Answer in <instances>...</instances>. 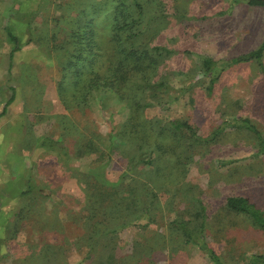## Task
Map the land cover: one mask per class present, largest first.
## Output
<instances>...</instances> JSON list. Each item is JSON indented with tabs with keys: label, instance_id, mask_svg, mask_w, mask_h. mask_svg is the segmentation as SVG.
<instances>
[{
	"label": "rangeland",
	"instance_id": "obj_1",
	"mask_svg": "<svg viewBox=\"0 0 264 264\" xmlns=\"http://www.w3.org/2000/svg\"><path fill=\"white\" fill-rule=\"evenodd\" d=\"M105 2L111 1L0 0V264H94L87 249L94 236L88 237L85 226L105 224L83 218L90 181L115 183L124 161L118 154L97 152L78 158L77 144L82 135L96 133L106 140L127 112L110 95L95 97L83 110L65 109L51 37L56 33V42L66 37V25L83 16L80 10L97 4L101 11L94 21L108 23ZM165 2L166 12L175 8L188 18H167L154 41L175 51L159 70L172 94H164L162 105L147 109L146 116L186 119L202 136L224 120L245 117L264 135V56L261 69L254 62L224 69L210 94L209 78L199 71L202 57L226 60L257 48L264 40V9L239 5L229 10L228 0ZM146 7L152 9L150 3ZM9 35L18 39L16 50ZM68 87L67 82L63 90ZM254 153L251 138L228 128L185 165L181 178L157 179L152 185L161 208L155 223L118 230L117 264H211L196 246L172 240L169 224L178 213L194 210L193 196L208 212L217 211L230 194L246 195L264 209V155ZM180 182L191 188L188 195ZM206 238L224 264H247L245 256L264 255V233L244 222L221 238Z\"/></svg>",
	"mask_w": 264,
	"mask_h": 264
},
{
	"label": "trees",
	"instance_id": "obj_2",
	"mask_svg": "<svg viewBox=\"0 0 264 264\" xmlns=\"http://www.w3.org/2000/svg\"><path fill=\"white\" fill-rule=\"evenodd\" d=\"M110 1L105 2L106 11L102 10L108 23L97 26L94 21L101 11L97 4L91 11L80 10L83 14L80 17L84 20L78 17L70 25L64 23L67 26L66 37L58 42L56 33L51 37L54 57L62 75L57 90L65 109L83 110L95 97L110 95L127 112L125 119L106 140L96 133L82 135V140L77 144L78 158L97 152L107 157L118 154L124 161L120 177L115 183L97 182L96 179L90 181L91 191L86 199L83 218L105 224L103 227L96 224L85 226L88 237L94 236L87 246L88 255L93 257L94 264L118 263L114 240L118 230L135 224L145 227L155 223L156 212L161 208L154 191L155 181L162 178L164 182L169 178L167 183H170L181 178L185 165L192 162L194 156L203 155L211 145L217 143L228 128L244 132L254 142V155H264V135L249 118L234 116L230 121L224 120L204 136L186 119L148 118L147 109L161 106L163 95L167 94L169 97L172 94L166 75H161L159 70L175 51L155 44L154 41L166 28L164 22L167 18L185 20L188 15L186 12L184 15L177 14L179 12L175 8L171 13L166 12V0ZM228 1L229 10L239 5L264 9V0ZM148 3L152 9L146 7ZM98 27L100 30L103 27L106 31H101L100 35ZM9 36L14 41L13 49L16 50L20 47L16 41L18 39L14 35ZM263 56L264 40L254 50L226 60L202 57L199 71L209 78L207 93L212 92L218 80L217 74L227 67L254 62L261 69ZM67 82L68 92L63 90ZM13 98L11 95L6 105ZM85 130L88 129L85 127ZM104 164L102 162L100 165L101 170L104 169ZM127 181L130 182L126 183ZM179 185L180 190L186 194L191 190L189 186L186 189L181 182ZM187 195L184 196L188 197ZM192 205L193 211H182L171 220L170 236L172 240L179 237L182 245L196 246L211 264L224 263L208 243L206 236L216 240L223 237L227 230L239 228L241 222L264 233V209L246 195L230 194L224 197L217 211L212 212H208L203 201L196 196H193ZM183 214L192 219H183ZM225 240L233 242L231 238ZM146 247L148 246H142ZM245 260L247 264H264V255L252 253L245 256Z\"/></svg>",
	"mask_w": 264,
	"mask_h": 264
}]
</instances>
